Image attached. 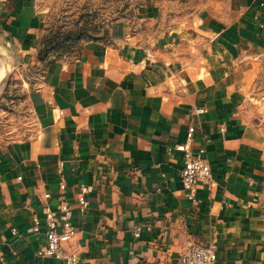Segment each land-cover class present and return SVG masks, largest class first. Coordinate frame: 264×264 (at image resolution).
<instances>
[{
	"label": "crops",
	"instance_id": "1",
	"mask_svg": "<svg viewBox=\"0 0 264 264\" xmlns=\"http://www.w3.org/2000/svg\"><path fill=\"white\" fill-rule=\"evenodd\" d=\"M45 25L37 0H0V84L37 61ZM263 52L264 0H135L107 37L48 64L27 97L33 131L0 144V264H56L35 252L61 181L83 264H175L211 237L215 264H264V144L243 111ZM189 125L212 174L195 201L174 149Z\"/></svg>",
	"mask_w": 264,
	"mask_h": 264
},
{
	"label": "rangeland",
	"instance_id": "2",
	"mask_svg": "<svg viewBox=\"0 0 264 264\" xmlns=\"http://www.w3.org/2000/svg\"><path fill=\"white\" fill-rule=\"evenodd\" d=\"M45 11V37H54L45 62L27 63L7 74L0 84V144L30 136L35 119L27 100L29 91L41 81L45 67L61 58L76 56L91 39L109 35L116 20L134 11L135 0H37ZM243 105L249 132L264 144V52ZM264 215V173L259 191Z\"/></svg>",
	"mask_w": 264,
	"mask_h": 264
},
{
	"label": "built area",
	"instance_id": "3",
	"mask_svg": "<svg viewBox=\"0 0 264 264\" xmlns=\"http://www.w3.org/2000/svg\"><path fill=\"white\" fill-rule=\"evenodd\" d=\"M198 112H204V109H199ZM224 134L226 130L221 129ZM195 128L189 125L186 132L185 142L177 144L174 149L182 153L183 167L181 169V182L186 198L190 201H195V192L199 184L211 186L212 174L209 161L206 157L204 147L193 152L191 143ZM90 187L81 186L77 193L76 200L78 209L84 212L87 208V200L85 194ZM60 194L57 197V203L52 208L47 200L50 198L49 193L43 194L45 200L43 206L44 214V244L37 248L36 256L50 257L56 264H83L80 259L78 246L73 244V239L76 234V228L71 222L72 207L69 201L63 196L65 183L59 184ZM35 232L38 231L39 219L34 217ZM139 228L135 229V235L138 236ZM15 232V229H12ZM217 244L214 237H211L207 242H198L187 240L182 247L175 264H215L216 262Z\"/></svg>",
	"mask_w": 264,
	"mask_h": 264
},
{
	"label": "trees",
	"instance_id": "4",
	"mask_svg": "<svg viewBox=\"0 0 264 264\" xmlns=\"http://www.w3.org/2000/svg\"><path fill=\"white\" fill-rule=\"evenodd\" d=\"M46 26L43 28V32L39 38V40L36 43V49H37V60L40 63H43L47 60L50 49L47 48L50 43H52L54 40V37H45V31H46ZM50 64V63H49Z\"/></svg>",
	"mask_w": 264,
	"mask_h": 264
}]
</instances>
